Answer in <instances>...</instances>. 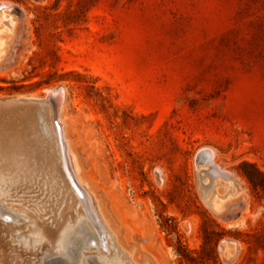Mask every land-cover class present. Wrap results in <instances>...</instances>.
<instances>
[{
    "label": "rangeland",
    "instance_id": "374dc122",
    "mask_svg": "<svg viewBox=\"0 0 264 264\" xmlns=\"http://www.w3.org/2000/svg\"><path fill=\"white\" fill-rule=\"evenodd\" d=\"M0 9L17 24L0 100L58 94L85 180L147 256L264 264V0H0ZM210 158L242 189L222 216L199 187V173H216ZM224 242L236 246L230 261Z\"/></svg>",
    "mask_w": 264,
    "mask_h": 264
},
{
    "label": "bare ground",
    "instance_id": "6f19581e",
    "mask_svg": "<svg viewBox=\"0 0 264 264\" xmlns=\"http://www.w3.org/2000/svg\"><path fill=\"white\" fill-rule=\"evenodd\" d=\"M15 22L0 9V68L17 41ZM53 96L54 103L29 96L0 100V264H157L88 185L64 128L61 99ZM209 161L216 173H199V187L206 206L222 216L242 189ZM235 250L224 242L222 259L232 260Z\"/></svg>",
    "mask_w": 264,
    "mask_h": 264
},
{
    "label": "water",
    "instance_id": "95a60500",
    "mask_svg": "<svg viewBox=\"0 0 264 264\" xmlns=\"http://www.w3.org/2000/svg\"><path fill=\"white\" fill-rule=\"evenodd\" d=\"M220 250H221V246H220Z\"/></svg>",
    "mask_w": 264,
    "mask_h": 264
}]
</instances>
